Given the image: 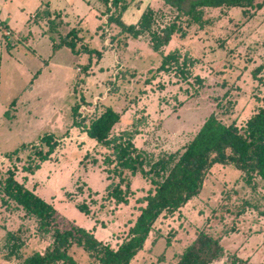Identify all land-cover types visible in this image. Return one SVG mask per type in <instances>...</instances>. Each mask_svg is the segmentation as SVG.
Wrapping results in <instances>:
<instances>
[{
    "label": "rangeland",
    "instance_id": "374dc122",
    "mask_svg": "<svg viewBox=\"0 0 264 264\" xmlns=\"http://www.w3.org/2000/svg\"><path fill=\"white\" fill-rule=\"evenodd\" d=\"M146 6L155 13L156 26L176 15L161 0H133L122 19L135 22ZM0 10L7 26L0 27V181L13 173L15 180L53 205L60 225L88 230L113 248L126 238L154 187L138 173L123 172L132 191L128 203L108 201L106 187L119 178L106 171L113 165H103L109 151L73 125L76 103L84 105L81 111L97 106V115L105 106L120 113L113 134L139 119L133 144L145 160L144 168L182 149L212 113L224 124L241 126L262 106L264 7L249 11V18L242 17L240 9H206L202 30L182 23L185 35H174L159 52L150 49L148 36L109 41L108 34L118 30L106 32L101 0H0ZM72 28L79 38L77 48L97 51L98 57L56 46ZM174 49L192 61L188 74H156L161 56ZM110 86L116 90L112 94ZM49 133L60 145L39 162L27 147ZM21 146L25 152L17 159L5 158ZM34 164L39 167L33 173L22 171V166ZM4 200L0 192V264H18L3 257L6 233L19 234L26 244L24 255L43 252L50 235ZM77 204H85L89 214ZM200 229L219 239L226 252L214 264H264V184L255 175L241 179L232 166L213 165L200 193L180 213L155 221L130 264H175ZM72 253L88 262L83 251Z\"/></svg>",
    "mask_w": 264,
    "mask_h": 264
},
{
    "label": "trees",
    "instance_id": "16d2710c",
    "mask_svg": "<svg viewBox=\"0 0 264 264\" xmlns=\"http://www.w3.org/2000/svg\"><path fill=\"white\" fill-rule=\"evenodd\" d=\"M132 1L101 0L106 8V25L109 26L106 32L111 28L118 30L115 34H108V39L119 42L118 37L137 40L148 36L149 47L153 52H159L168 45L174 35L184 36L186 31L181 26L182 23L187 28L195 26L202 30L207 24L204 18L206 9H240L242 17L249 18V11H260L264 7V0H161L175 10L176 15L173 21L156 26L155 13L149 6L142 10L135 22L127 23L122 19ZM98 29L103 30L101 26ZM78 42L77 30L72 28L56 46H65L73 54L85 51L91 56H99L97 51H88L83 47L78 49ZM191 62L174 49L161 56L155 71L156 74L172 72L173 75L183 77L188 74L187 68ZM258 72L259 69L253 75L256 77ZM152 78H146L144 84L149 85ZM116 79L113 81L114 86ZM118 85L120 86L119 83ZM115 91L110 86L108 92L112 94ZM262 102V106L241 126H237L235 122L224 124L212 113L188 144L180 150L159 157L148 168H144L145 160L133 144V139L138 135L136 121L140 122L139 119L129 124L123 132L113 134V129L120 123V113L105 106L97 115V106L91 111L86 108L84 112L81 111L83 104L76 103L72 107L73 125L109 151L110 157L103 160V165H113L112 171L107 168L106 171L119 178L117 184L111 182L106 187L108 201L113 199L116 206L128 203L132 191L130 180L123 172H128L131 176L138 173L154 187L153 192L143 199L139 215L128 228L126 238L113 248L109 242L98 240L88 230L74 228L71 223L60 225L59 215L53 205L28 190L8 171V176L0 181V192L6 197L3 202H12L24 215L33 218L38 225L37 229L43 234H49L51 242L43 252L33 251L24 255L25 242L18 233L8 232L5 235L4 259L16 260L18 264H84L72 253V249H78L87 256L88 262L85 264H130L142 249L155 221L168 213H180V209L200 193L204 179L213 165L232 166L241 172V179L255 175L264 184V98ZM59 145L55 135L49 133L41 136L37 143L29 145L27 149H33V157L43 162ZM43 146L47 148L45 151ZM25 148L26 146H21L5 158L9 161L12 157L17 159L25 152ZM38 167L39 164H34L33 167L22 166V171L33 173ZM77 208L82 213L89 214L85 204H77ZM223 254L226 252L219 239L200 229L175 264H214Z\"/></svg>",
    "mask_w": 264,
    "mask_h": 264
},
{
    "label": "crops",
    "instance_id": "0c3cea01",
    "mask_svg": "<svg viewBox=\"0 0 264 264\" xmlns=\"http://www.w3.org/2000/svg\"><path fill=\"white\" fill-rule=\"evenodd\" d=\"M45 9H46L47 11H49V5H48V4L46 5ZM0 13H1V10H0ZM59 14H60V13H59ZM35 19H36V18H35ZM0 27H2V29L7 28V26H6V22H5L4 20H1V19H0ZM5 37L7 38V37H9V36H6V34H5Z\"/></svg>",
    "mask_w": 264,
    "mask_h": 264
},
{
    "label": "built area",
    "instance_id": "2783aa9c",
    "mask_svg": "<svg viewBox=\"0 0 264 264\" xmlns=\"http://www.w3.org/2000/svg\"><path fill=\"white\" fill-rule=\"evenodd\" d=\"M5 34H6V36H9L10 35L9 32H6Z\"/></svg>",
    "mask_w": 264,
    "mask_h": 264
}]
</instances>
